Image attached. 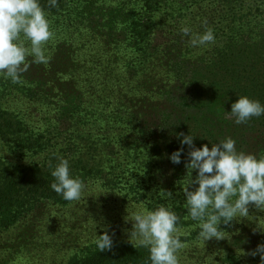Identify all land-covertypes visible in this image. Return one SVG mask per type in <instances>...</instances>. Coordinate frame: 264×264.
I'll return each mask as SVG.
<instances>
[{"label":"trees","instance_id":"1","mask_svg":"<svg viewBox=\"0 0 264 264\" xmlns=\"http://www.w3.org/2000/svg\"><path fill=\"white\" fill-rule=\"evenodd\" d=\"M40 3L55 34L48 62L31 64L22 83L0 78V252L18 244L11 232L23 220L72 204L50 187L49 162L64 157L74 176L100 182L127 210L145 200L149 208L170 205L192 229V258L202 259L184 206L190 149L179 165L170 155L181 147L177 135L190 133L197 148L231 137L239 151L264 156V116L237 125L225 114L240 96L264 104V0ZM183 26L211 28L216 41L195 49ZM249 215L264 218L253 206ZM220 227L230 237L209 241L206 255L221 253L218 264H261L249 254L264 244L256 219ZM112 239L104 252L77 244L67 264H145L146 249ZM9 260L0 256V264Z\"/></svg>","mask_w":264,"mask_h":264},{"label":"clouds","instance_id":"2","mask_svg":"<svg viewBox=\"0 0 264 264\" xmlns=\"http://www.w3.org/2000/svg\"><path fill=\"white\" fill-rule=\"evenodd\" d=\"M58 6V0H48V7ZM189 37L190 46L204 49L215 43L216 37L211 28L202 34L195 33L188 26L180 29ZM48 13L41 6L40 0H0V78L12 83H22V74L31 64L48 62L47 45L54 39ZM32 59L29 60L28 58ZM226 118L235 124H244L253 118L264 116V104L259 100L240 96L231 104ZM177 139L181 147L170 155L173 164L181 163L184 146L187 153L186 186L183 189L187 218L196 222L192 227L198 229L195 244L201 249L203 258L189 260L184 254L190 248L187 238L191 228L180 223V216L170 205L161 204L149 208V200L132 205L133 211L125 217L132 227L129 242L135 249H146L148 258L145 264H218L215 256L221 253L205 254L209 241L228 239L229 233L220 226L244 219L257 220L259 230L264 218L249 215L250 206L264 212V156L239 151L236 141L226 137L219 143L204 144L197 148L195 137L190 133H179ZM59 163L51 168L54 178L51 189L65 201L79 202L91 191L89 186L70 169L69 160L58 157ZM193 172L196 173L193 179ZM191 189V190H190ZM168 199L172 193L167 192ZM96 227V224H95ZM100 252L111 250L112 236L105 231L93 241ZM252 257L260 256L264 264V244L257 245L249 253Z\"/></svg>","mask_w":264,"mask_h":264},{"label":"rangeland","instance_id":"3","mask_svg":"<svg viewBox=\"0 0 264 264\" xmlns=\"http://www.w3.org/2000/svg\"><path fill=\"white\" fill-rule=\"evenodd\" d=\"M87 185L91 191H86L79 202L65 208H47L37 213V217L18 224L11 234L15 241L19 240V245L14 249L5 245L6 250L0 252L1 257L10 258L7 264H67L77 248L94 244L96 232L101 235L110 230L118 232L109 234L112 237L129 239L132 225L125 217L127 211L133 210H127L123 202L117 200L116 193L112 196L116 203L109 201L111 195L100 182L91 181ZM194 249L185 250L189 260H194L191 254Z\"/></svg>","mask_w":264,"mask_h":264}]
</instances>
